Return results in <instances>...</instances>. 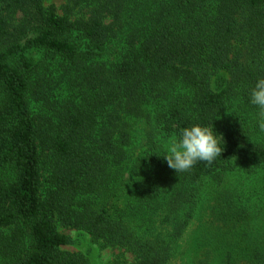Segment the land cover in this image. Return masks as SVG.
<instances>
[{"label":"trees","instance_id":"obj_1","mask_svg":"<svg viewBox=\"0 0 264 264\" xmlns=\"http://www.w3.org/2000/svg\"><path fill=\"white\" fill-rule=\"evenodd\" d=\"M44 1L0 0V264H90L61 226L132 253L123 264H169L201 181L264 168L248 95L264 0H67L63 14ZM137 120L153 128L139 154ZM197 123L223 151L177 173L167 143ZM222 262L264 264V248Z\"/></svg>","mask_w":264,"mask_h":264},{"label":"rangeland","instance_id":"obj_2","mask_svg":"<svg viewBox=\"0 0 264 264\" xmlns=\"http://www.w3.org/2000/svg\"><path fill=\"white\" fill-rule=\"evenodd\" d=\"M66 3L67 0L44 1L45 6L56 5L59 14L64 13ZM73 15L87 16L88 8L76 7ZM38 55L41 56L40 53ZM47 74L51 75L48 71ZM59 74L60 70L52 73V84ZM53 92L56 96V84ZM54 99L52 97L48 102ZM39 105L36 103V106ZM249 119L257 121L258 116L249 114ZM152 129L145 121H135L131 146L136 154L146 148L148 133ZM154 136L161 142L158 135ZM170 144L168 142L167 146ZM199 189L201 195L197 211L176 243L177 249L169 264H199L201 259H207L206 264H222L229 251L237 261H246L250 260L256 247L260 245L264 248L263 167L239 166L223 175L208 176L201 181ZM60 230L72 238V243L64 249L84 254L90 264H123L134 259L132 253L121 247H102L83 230L62 226Z\"/></svg>","mask_w":264,"mask_h":264},{"label":"clouds","instance_id":"obj_3","mask_svg":"<svg viewBox=\"0 0 264 264\" xmlns=\"http://www.w3.org/2000/svg\"><path fill=\"white\" fill-rule=\"evenodd\" d=\"M249 103L257 110L258 130L264 133V77H258L249 89ZM223 137L214 127L192 124L173 138L163 159L177 173L187 171L197 162L211 164L223 151Z\"/></svg>","mask_w":264,"mask_h":264}]
</instances>
